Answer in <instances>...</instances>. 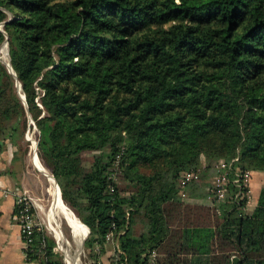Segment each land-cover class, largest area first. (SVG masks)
Segmentation results:
<instances>
[{
  "label": "trees",
  "instance_id": "trees-1",
  "mask_svg": "<svg viewBox=\"0 0 264 264\" xmlns=\"http://www.w3.org/2000/svg\"><path fill=\"white\" fill-rule=\"evenodd\" d=\"M1 22L25 103L0 61V147L29 113L90 264L108 242L114 264H264V184L251 209L232 169L218 201L199 184L202 153L264 172V0H0ZM40 242L28 260L64 264Z\"/></svg>",
  "mask_w": 264,
  "mask_h": 264
},
{
  "label": "crops",
  "instance_id": "crops-1",
  "mask_svg": "<svg viewBox=\"0 0 264 264\" xmlns=\"http://www.w3.org/2000/svg\"><path fill=\"white\" fill-rule=\"evenodd\" d=\"M263 184L264 172L254 170L251 181L254 203ZM34 185L26 161L19 155L16 145L6 140L0 147V264H44L39 259L28 260L25 257L20 227L15 217L16 194L26 189L34 201ZM36 217L39 220L37 212ZM112 250H105L100 255L102 264L105 261L109 264Z\"/></svg>",
  "mask_w": 264,
  "mask_h": 264
},
{
  "label": "rangeland",
  "instance_id": "rangeland-1",
  "mask_svg": "<svg viewBox=\"0 0 264 264\" xmlns=\"http://www.w3.org/2000/svg\"><path fill=\"white\" fill-rule=\"evenodd\" d=\"M0 61L3 64H5L4 60L1 57V52H0ZM16 89H17V87H16ZM27 115H28V121H27V125H26L25 131H24V140L18 142L17 145L15 144L16 149L19 152V155L21 156V158L23 157L24 160L26 161L28 174L30 173V176L32 177L33 182L35 183L34 189H35L36 194L34 195V197H35L34 204H36V212L38 214L39 220L42 222L43 229L45 230L47 235L54 238L55 245H54L53 250L55 252H57L59 254V256H61L64 264H73V260L68 257L67 253L60 246L59 242L57 241L54 234L52 233V231L49 229V227L47 225L46 213L48 210V204L51 201L50 193H49V185H48V182L46 180V177L40 171H38V169L35 167V165L32 162V156H31L32 144L31 143L33 141L36 142L35 145H36V153H37V140H38L39 130H38L35 122L33 121V119L31 118L32 120H30V117H31V116H29L30 114L27 113ZM92 155H93L92 151H84L81 153L84 164H87L88 162H90V160L92 159ZM40 161L42 162V160H40ZM200 161H201L202 167H205L206 163L209 165L206 168L207 170H203V169L200 170L202 173L200 172L201 176L199 178V184L202 185V183H204V184L208 185V183H210L212 180L213 169H214V167H216L217 159L216 158H209V162H206V159L202 153ZM42 164H44V163L42 162ZM50 173H52V172H50ZM252 177H253V175H252ZM194 186L196 188H193V189L197 190L198 186L197 185H194ZM205 188H206V186L204 187V189ZM251 191H252V189H251V184H250V186H249V197L251 198V202L247 206L248 209H251L255 204L254 203V196L252 195ZM61 221H62V225H63L62 227L66 233V237L68 238L69 242L71 243V246L66 244V247H69L70 252L74 253L76 246H75L74 242L72 241L70 231H69L67 225L64 223V221L63 220H61ZM114 247H115L114 242H108V243H106L105 249L111 250L113 248V250H114ZM113 250H112V253H113ZM88 252L89 251L87 250V248H85L84 244H82V248L80 249V254H79V262L81 264H90L91 260L89 258L90 256L88 255ZM99 259L101 260L100 257H99ZM105 260H107V259H105ZM106 262L107 261H105L103 264H106Z\"/></svg>",
  "mask_w": 264,
  "mask_h": 264
},
{
  "label": "built area",
  "instance_id": "built-area-1",
  "mask_svg": "<svg viewBox=\"0 0 264 264\" xmlns=\"http://www.w3.org/2000/svg\"><path fill=\"white\" fill-rule=\"evenodd\" d=\"M235 159V158H234ZM216 173L212 177L210 192L212 193V197L215 201H218L224 198L227 194V182H228V172L232 169L234 171L235 177L233 181L237 183L240 188H244L245 192H243L247 197V206L251 202V198L249 197V186L251 184L253 171L250 169H243L240 167L232 168V160L230 162H225L223 160H218L216 163ZM199 178L198 170L188 169L186 170L179 182V193H185V186L188 182L192 180H197ZM243 195V194H242ZM33 197L29 194L28 190L23 189L18 194H16L15 198V217L18 221L20 227V233L23 240V249L25 257L28 258L29 253L40 254L43 256V247L44 242H40L39 248L35 251L31 244L34 242L36 237V233L43 229L42 222L39 221L36 217L35 205L33 201ZM110 237V233L105 235V239L108 240ZM100 245H95V249L97 252H100ZM54 248V247H53ZM152 263L154 262L155 253H151ZM109 264H114L113 262H109Z\"/></svg>",
  "mask_w": 264,
  "mask_h": 264
},
{
  "label": "bare ground",
  "instance_id": "bare-ground-1",
  "mask_svg": "<svg viewBox=\"0 0 264 264\" xmlns=\"http://www.w3.org/2000/svg\"><path fill=\"white\" fill-rule=\"evenodd\" d=\"M1 57L4 62L8 61L7 54V44L3 43L1 48ZM32 142V141H31ZM36 142H32V162L35 167L40 171L45 177L49 185L50 193V203L48 204L47 210V225L49 229L54 234L55 238L59 242L60 246L65 250L68 257L73 260V264H81L79 262L80 249L82 248V239L87 233L86 225L78 218L75 212L63 201L61 197L60 188L56 184L54 177L51 175L50 171L42 164L37 153H36ZM67 225L72 241L75 244L74 253L70 252L71 246L68 238L66 237L65 230L63 229L62 221Z\"/></svg>",
  "mask_w": 264,
  "mask_h": 264
},
{
  "label": "water",
  "instance_id": "water-1",
  "mask_svg": "<svg viewBox=\"0 0 264 264\" xmlns=\"http://www.w3.org/2000/svg\"><path fill=\"white\" fill-rule=\"evenodd\" d=\"M9 19H10V17L8 18V20H9ZM2 24H3V22L0 23V25H2ZM3 43H6V44H7V54H8V61H7V62H4V63H5V65H6L8 71L14 76V78H15V85H16V87H17L18 95L22 98L23 102L25 103L24 94H23L22 91H21V84H20L19 80L16 79L15 72L13 71L12 66H11V64H10V56H9V48H8V36H7V35L5 36V39L3 40V42L1 43V45H2ZM29 116H30V115H29ZM30 120H32L31 117H30ZM51 175L53 176L52 173H51ZM53 177H54V176H53ZM54 179H55V177H54ZM55 181H56V179H55ZM56 184L58 185L57 181H56ZM58 187H59V185H58ZM86 228H87V233H86V235H85V236L83 237V239H82V244H84V240L86 239V237H87L88 234H89V228H88L87 226H86Z\"/></svg>",
  "mask_w": 264,
  "mask_h": 264
}]
</instances>
